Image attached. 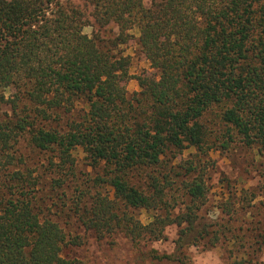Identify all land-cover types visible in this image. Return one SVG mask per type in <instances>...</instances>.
Wrapping results in <instances>:
<instances>
[{"label": "trees", "instance_id": "obj_1", "mask_svg": "<svg viewBox=\"0 0 264 264\" xmlns=\"http://www.w3.org/2000/svg\"><path fill=\"white\" fill-rule=\"evenodd\" d=\"M81 1L0 0V264H77L64 249L81 245L37 211L40 182L22 147L52 154L49 165L72 180L79 153L101 172L76 186L73 202L98 240L120 233L139 248L174 227L172 252L152 250V260L192 264L190 248L220 246L226 264H260L264 234L201 215V177L152 173L214 134L222 149L238 141L264 156V0ZM134 29L156 74L136 77L129 93L120 47ZM136 173H146L143 187Z\"/></svg>", "mask_w": 264, "mask_h": 264}, {"label": "rangeland", "instance_id": "obj_2", "mask_svg": "<svg viewBox=\"0 0 264 264\" xmlns=\"http://www.w3.org/2000/svg\"><path fill=\"white\" fill-rule=\"evenodd\" d=\"M63 5H73L84 8L81 0H59ZM150 0H145L147 7ZM89 12V11H88ZM87 12V13H88ZM114 32L116 28L111 27ZM90 26L83 28V33L90 36ZM133 39L120 47V51L130 58L129 75L132 80L125 84L129 93L139 90L136 77L146 74L155 75L144 56L139 51L136 40L138 31L132 30ZM212 129H216L212 126ZM214 134L201 149H186L176 153L175 159L168 156L165 167L155 173L156 176L165 175L174 168L180 175L187 174L184 169L193 171V177H201L206 186V203L201 211L207 220L221 222L222 218H235L234 227L241 225V234L257 236L264 234V156L258 155L254 148H247L240 142H234L227 149L220 147V141ZM22 152L30 167L34 168L38 176L40 187L35 194L34 203L37 211L42 212L51 220L58 222L67 240L79 238L81 245H68L64 255L73 259L77 264H172L165 261H155L149 256L150 251L158 255H169L173 250L176 239V229L167 230V241H159L139 248L133 247L124 235L117 233L112 236L96 239L95 235L79 224L74 213V200L77 195L76 186L88 176L94 177L97 171L86 167L83 155L76 159V178L55 172V167L49 165L53 155L22 147ZM183 167L184 169H180ZM65 179L62 188L53 184V179ZM61 180V179H59ZM132 182L143 187L147 183L146 173H136ZM181 206V205H180ZM232 210L228 215L227 211ZM141 222L146 221L144 212H135ZM224 219V220H225ZM245 222V223H244ZM247 229V233L245 231ZM254 229H256L254 232ZM253 233V234H252ZM187 255L192 264H226L227 254L222 247L211 248L206 251L190 248ZM260 264H264V251L258 257ZM256 262V261H254Z\"/></svg>", "mask_w": 264, "mask_h": 264}]
</instances>
